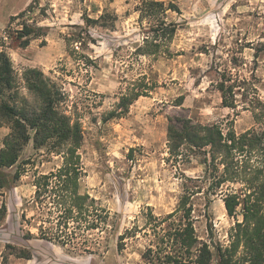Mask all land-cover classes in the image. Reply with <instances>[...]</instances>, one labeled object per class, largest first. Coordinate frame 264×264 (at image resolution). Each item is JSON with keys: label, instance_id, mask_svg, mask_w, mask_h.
<instances>
[{"label": "rangeland", "instance_id": "obj_1", "mask_svg": "<svg viewBox=\"0 0 264 264\" xmlns=\"http://www.w3.org/2000/svg\"><path fill=\"white\" fill-rule=\"evenodd\" d=\"M33 1L0 0V39L11 16ZM142 1L37 0L28 22L46 27L45 42L8 48L19 78L25 69L38 68L65 91L68 113L83 129L81 190L117 219L114 236L107 243L103 239L109 247L98 253L80 254L38 239L32 219L37 213L33 181L58 168L63 159L45 148L35 149L31 141L18 163L6 170L13 176L20 169L21 179L0 191V208L7 207L0 222V264H144V252L156 249L154 217L175 211L185 189L200 185L194 179L205 176L203 156L170 157V122L187 118L233 128L237 134L262 129L253 111L261 109L256 99L264 103V0H156L171 7L166 21L177 30L172 40H159V52L152 55L139 52L153 35V23L140 21L137 7ZM106 12L118 16L114 30L86 28L84 17L97 19ZM81 32L88 39L84 46L74 40ZM223 74L237 80L235 109L222 104L218 82ZM138 87L146 89V96L110 118L123 111L122 97ZM9 133L7 125L0 127V149ZM245 165L264 171V157H247ZM242 189V183H228L215 195L192 197L199 240L229 243L236 220L228 216L222 197ZM237 218L242 220L241 215ZM118 235L125 237L122 251L117 249ZM8 245L27 249L33 257L9 255Z\"/></svg>", "mask_w": 264, "mask_h": 264}, {"label": "trees", "instance_id": "obj_2", "mask_svg": "<svg viewBox=\"0 0 264 264\" xmlns=\"http://www.w3.org/2000/svg\"><path fill=\"white\" fill-rule=\"evenodd\" d=\"M36 3L34 0L25 10L11 16L5 35L0 39V127L7 125L10 129L4 147L0 149V191L21 179L20 169L13 176L6 170L18 163L22 151L31 141L35 149L45 148L49 153L61 156L63 161L58 168L38 175L33 181L37 213L32 219L37 221V238L80 254L98 253L109 247L103 239L107 243L108 238L114 236L117 215H112L81 190L85 176L79 153L84 139L81 123L68 113V99L61 85L38 68L25 69L19 78L8 52L13 44L27 48L34 40L45 42L46 27L28 22ZM169 10L170 6L156 0H143L137 7L140 21L148 19L153 23L152 38L148 37L139 48L141 55L157 54L159 40L173 39L177 25L167 23ZM18 20H22L17 23L19 28L13 29L12 24ZM84 20L86 28L99 26L114 30L118 16L106 12L97 19L84 17ZM74 40L81 46L88 42L82 32ZM261 51H264V45ZM236 82L231 74H223L219 79L218 90L224 107L235 109L238 106L234 93ZM146 94L142 87L133 89L121 99L123 111L111 114L110 118L126 113L130 105ZM256 101L261 109L253 114L256 123L262 126L261 130L237 134L233 128L195 123L187 118L170 122V157L182 159L188 157V153L203 156L205 176L194 179L200 185L185 189L175 211L163 218L154 217L157 221L156 249L148 248L144 252V264H213L215 259L217 264H264V171L261 167L245 165L247 157L256 154L264 157V103L259 99ZM228 183L243 184L240 192H226L222 197L228 216L236 222L229 231L227 245H210L199 240L196 234L191 199L199 193L215 195ZM204 185L208 187L202 191ZM6 215L7 207L3 204L0 222ZM239 215L241 221L237 218ZM125 246L124 235H118L117 249L122 251ZM7 247L12 250L9 255L23 259L33 257L27 249Z\"/></svg>", "mask_w": 264, "mask_h": 264}]
</instances>
